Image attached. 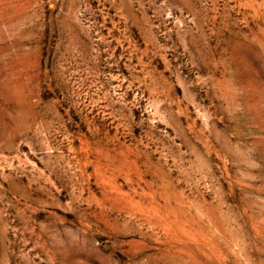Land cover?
<instances>
[{"label":"rangeland","instance_id":"rangeland-1","mask_svg":"<svg viewBox=\"0 0 264 264\" xmlns=\"http://www.w3.org/2000/svg\"><path fill=\"white\" fill-rule=\"evenodd\" d=\"M0 264H264V0H0Z\"/></svg>","mask_w":264,"mask_h":264}]
</instances>
